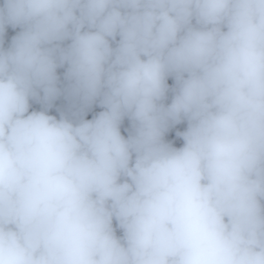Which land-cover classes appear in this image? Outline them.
I'll list each match as a JSON object with an SVG mask.
<instances>
[{"label":"clouds","instance_id":"obj_1","mask_svg":"<svg viewBox=\"0 0 264 264\" xmlns=\"http://www.w3.org/2000/svg\"><path fill=\"white\" fill-rule=\"evenodd\" d=\"M0 264H264V0H0Z\"/></svg>","mask_w":264,"mask_h":264}]
</instances>
